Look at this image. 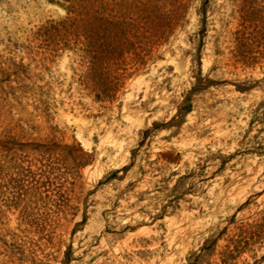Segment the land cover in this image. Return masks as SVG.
Returning a JSON list of instances; mask_svg holds the SVG:
<instances>
[{
    "label": "rangeland",
    "instance_id": "374dc122",
    "mask_svg": "<svg viewBox=\"0 0 264 264\" xmlns=\"http://www.w3.org/2000/svg\"><path fill=\"white\" fill-rule=\"evenodd\" d=\"M0 264H264V0H0Z\"/></svg>",
    "mask_w": 264,
    "mask_h": 264
},
{
    "label": "bare ground",
    "instance_id": "6f19581e",
    "mask_svg": "<svg viewBox=\"0 0 264 264\" xmlns=\"http://www.w3.org/2000/svg\"><path fill=\"white\" fill-rule=\"evenodd\" d=\"M181 41L183 42V39L180 33H177V35L171 40L170 46L163 48V53L165 55L166 61L172 63L174 65V71H177L179 73L183 72V69L181 67L182 65L180 66L183 51V48L179 46V43Z\"/></svg>",
    "mask_w": 264,
    "mask_h": 264
}]
</instances>
